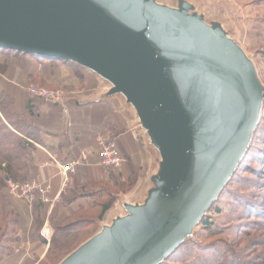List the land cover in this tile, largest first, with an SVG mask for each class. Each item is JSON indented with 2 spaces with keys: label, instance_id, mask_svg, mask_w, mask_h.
<instances>
[{
  "label": "water",
  "instance_id": "95a60500",
  "mask_svg": "<svg viewBox=\"0 0 264 264\" xmlns=\"http://www.w3.org/2000/svg\"><path fill=\"white\" fill-rule=\"evenodd\" d=\"M0 46L94 74L85 103H114L143 152L134 189L57 264H161L194 238L264 111V81L225 11L205 0H0Z\"/></svg>",
  "mask_w": 264,
  "mask_h": 264
},
{
  "label": "crops",
  "instance_id": "0c3cea01",
  "mask_svg": "<svg viewBox=\"0 0 264 264\" xmlns=\"http://www.w3.org/2000/svg\"><path fill=\"white\" fill-rule=\"evenodd\" d=\"M78 74H81L83 78ZM99 81L94 74L82 67L76 68L60 62L57 74L49 82L56 85L60 84V88L64 86L72 88L75 85L76 88L80 89V92H71L72 97L64 107L33 98L20 87L8 89L16 97L18 111H25L26 100L29 102L32 100L30 103L34 107L29 108H34V112L37 114L33 120L41 128L39 142L13 128L2 117L10 129L23 137L25 142L36 147L31 149V157L29 155L26 157V161L30 165L27 180L39 178L47 181L52 187L50 197L53 201L52 204L46 203L38 196L33 203H29L10 195L7 184L5 185L3 191L6 197L13 202L24 223L17 227L16 234L20 239L14 245V250L9 256L4 257L0 264H39L45 258L54 234L51 215L55 210L59 213H64L67 210L63 202L71 190L79 185L107 180L113 171L119 172L124 178L128 177L131 169L124 157L125 149L131 153L135 168L138 165L141 170L143 169V165L137 163L138 156L136 153L142 150L138 138L130 127V117L124 114L114 103H85V100L98 89L99 84H101ZM84 83L98 85L91 92H84L85 87H81ZM98 134H104L109 138L111 135H117L121 144L116 142L124 158V164L121 168L107 169L100 165ZM84 152L88 154V159L77 168L68 186L63 187L60 164L80 159ZM33 161L34 164H32ZM39 200L44 206L43 212H37L36 204ZM38 213L44 222L41 229L37 231ZM43 230L50 233L49 238L43 235Z\"/></svg>",
  "mask_w": 264,
  "mask_h": 264
},
{
  "label": "rangeland",
  "instance_id": "374dc122",
  "mask_svg": "<svg viewBox=\"0 0 264 264\" xmlns=\"http://www.w3.org/2000/svg\"><path fill=\"white\" fill-rule=\"evenodd\" d=\"M205 1L211 8L225 11L236 30L237 39L253 57L264 81V0ZM16 58L0 55V60L8 63L5 72L7 74L0 76V91L14 87L24 90L21 86L38 83L37 80L34 81L35 79L29 80L28 72L32 68L20 58ZM92 86L93 84H86L84 92L91 91L94 88ZM61 88L67 92H80L75 85L72 88L67 86ZM260 152L262 155L258 154ZM142 153V151L136 153L137 163L144 165ZM249 161L252 167L246 168L243 164ZM135 169L134 175L138 174L136 183L129 190L119 194H127L136 186L142 170L138 165ZM127 181L129 184V179ZM117 200L116 197L115 202ZM247 206L254 211L248 210ZM263 207L264 111L245 159L205 217L210 219L214 228L209 230L201 223L196 228L194 238L177 249L180 262L176 264H220L223 259H226V264H264V215L260 214L261 211L264 213ZM212 231L217 237H212ZM229 242L236 243L237 248Z\"/></svg>",
  "mask_w": 264,
  "mask_h": 264
},
{
  "label": "trees",
  "instance_id": "16d2710c",
  "mask_svg": "<svg viewBox=\"0 0 264 264\" xmlns=\"http://www.w3.org/2000/svg\"><path fill=\"white\" fill-rule=\"evenodd\" d=\"M0 55L20 58L23 63L32 68V70L28 72L29 80L35 79L34 81L37 80V82L40 83H37L38 85H43L52 89L60 88L58 84L56 85L49 82L50 79L57 74L60 62L65 65L75 66L76 68L81 67L74 62L60 58L18 52L1 46ZM7 65L8 63L6 61L2 62L0 60V76L7 74L5 73L7 71ZM78 75L83 78L81 74ZM85 86L86 83L81 85V87ZM95 86L96 85L93 84L92 87L95 88ZM71 97L72 95L69 96V99ZM25 106V111H18L16 108V97L7 89L0 91V262L14 250V245L20 239L16 234L17 227L24 223L15 209L13 202L6 197L3 189L9 178L15 181H26L29 178L28 170L30 165L26 161V157L28 155L31 157V149L36 148L34 145L25 142V140L22 139L23 137L10 129L3 117L13 128L20 131L22 134L33 138L35 141H40L41 128L33 120L37 114L34 112V108L30 109L34 106L28 100H26ZM111 139L121 144L117 135H111ZM258 154L262 155V152ZM124 155L131 169V175L129 174L128 177L124 178L119 172L113 171L111 172L110 178L107 180L79 185L71 190L69 196L63 202L67 210L64 213H59L56 210L54 211L51 215L54 234L49 250L45 258L39 264L59 263L65 256L95 232L98 221L103 218L104 213L115 203L117 195L134 186L138 177V174L134 175L133 173L136 170L134 160L127 149H125ZM34 163L33 161L32 164ZM243 165H245L246 168L252 167L251 161L245 162ZM260 171L262 170H259V172ZM132 176H134V178H132ZM128 179L130 181L129 184H127ZM37 203V212H43L44 206L41 204L40 200ZM247 208L248 210L250 209L248 206ZM216 209L220 211L219 208ZM262 209H264V207ZM250 210H252V208ZM260 214L264 215L263 211H261ZM43 222L44 220H42V217L38 213L36 223L37 231L41 229ZM202 225L209 230L214 228L209 218H205ZM212 233L213 238L217 237L214 231H212ZM229 244L235 245V247L237 246V244H233V242H229ZM178 250L161 264L179 263L180 254ZM225 262L226 259H223L220 264H226Z\"/></svg>",
  "mask_w": 264,
  "mask_h": 264
},
{
  "label": "built area",
  "instance_id": "2783aa9c",
  "mask_svg": "<svg viewBox=\"0 0 264 264\" xmlns=\"http://www.w3.org/2000/svg\"><path fill=\"white\" fill-rule=\"evenodd\" d=\"M33 98H39L49 104L66 106L71 92L65 89H52L34 83L21 86ZM97 141L100 147V165L107 169L121 168L124 164V158L120 153L117 142L104 134L97 135ZM88 159V154L84 152L80 159L72 160L66 164H60V176L63 179V187H67L71 177L76 173L77 168ZM7 190L10 195L23 201L33 203L39 196L43 202L52 204L53 199L50 197L52 190L47 181L34 178L26 181H14L9 178L6 181ZM43 235L50 237L48 231L43 230Z\"/></svg>",
  "mask_w": 264,
  "mask_h": 264
}]
</instances>
